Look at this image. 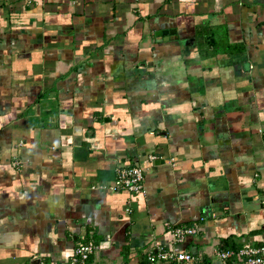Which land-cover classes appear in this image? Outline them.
I'll return each mask as SVG.
<instances>
[{"label": "crops", "instance_id": "1", "mask_svg": "<svg viewBox=\"0 0 264 264\" xmlns=\"http://www.w3.org/2000/svg\"><path fill=\"white\" fill-rule=\"evenodd\" d=\"M123 166L143 194L110 189ZM79 242L96 264L264 245V0H0V264Z\"/></svg>", "mask_w": 264, "mask_h": 264}, {"label": "built area", "instance_id": "2", "mask_svg": "<svg viewBox=\"0 0 264 264\" xmlns=\"http://www.w3.org/2000/svg\"><path fill=\"white\" fill-rule=\"evenodd\" d=\"M154 160V157L149 158L151 162ZM115 174V179L110 188L113 192L127 191L133 194H143L145 192L144 170L142 167H119L115 169ZM171 232L174 240L181 243L187 236L197 235L199 228L175 226ZM95 249L96 246L92 242L77 243L69 264H96L91 260ZM148 260L149 264H264V245L255 246L246 243L237 250L218 249L215 252L214 262H205L187 251L178 252L158 248L155 253L150 254Z\"/></svg>", "mask_w": 264, "mask_h": 264}, {"label": "water", "instance_id": "3", "mask_svg": "<svg viewBox=\"0 0 264 264\" xmlns=\"http://www.w3.org/2000/svg\"><path fill=\"white\" fill-rule=\"evenodd\" d=\"M168 33H170V34H174V31H167V32H164V34H168ZM161 163H163V161H161ZM31 264H40V259L33 260V261L31 262Z\"/></svg>", "mask_w": 264, "mask_h": 264}, {"label": "trees", "instance_id": "4", "mask_svg": "<svg viewBox=\"0 0 264 264\" xmlns=\"http://www.w3.org/2000/svg\"><path fill=\"white\" fill-rule=\"evenodd\" d=\"M223 246L225 247V248H221V250H237V249H235V248H232L230 245H228V244H226V242L223 244Z\"/></svg>", "mask_w": 264, "mask_h": 264}]
</instances>
